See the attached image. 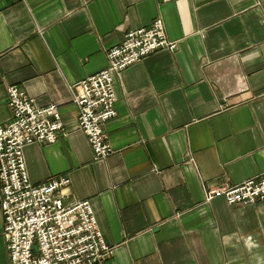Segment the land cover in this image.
Here are the masks:
<instances>
[{
	"label": "crops",
	"instance_id": "obj_1",
	"mask_svg": "<svg viewBox=\"0 0 264 264\" xmlns=\"http://www.w3.org/2000/svg\"><path fill=\"white\" fill-rule=\"evenodd\" d=\"M158 19L177 49L115 75L113 154L96 161L79 85ZM11 86L57 107L65 132L24 149L28 176L71 180L64 201L91 203L107 264H264V202L206 198L264 173V0H0V126ZM3 232L0 210L9 264Z\"/></svg>",
	"mask_w": 264,
	"mask_h": 264
},
{
	"label": "built area",
	"instance_id": "obj_2",
	"mask_svg": "<svg viewBox=\"0 0 264 264\" xmlns=\"http://www.w3.org/2000/svg\"><path fill=\"white\" fill-rule=\"evenodd\" d=\"M176 49L158 19L148 28L126 32L124 41L108 51L107 69L80 83L78 121L94 160L113 154L105 125L117 116L115 75L150 55ZM7 103L12 118L0 126V210L9 264H107L114 248L105 242L91 203L64 201L71 180L60 177L34 185L28 176L24 149L55 144L65 132L57 107H37L17 86L9 87ZM206 198H221L231 206L264 202V173L239 185L210 189Z\"/></svg>",
	"mask_w": 264,
	"mask_h": 264
},
{
	"label": "rangeland",
	"instance_id": "obj_3",
	"mask_svg": "<svg viewBox=\"0 0 264 264\" xmlns=\"http://www.w3.org/2000/svg\"><path fill=\"white\" fill-rule=\"evenodd\" d=\"M9 107V106H8Z\"/></svg>",
	"mask_w": 264,
	"mask_h": 264
}]
</instances>
